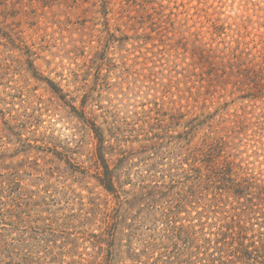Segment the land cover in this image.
<instances>
[{
    "label": "rangeland",
    "instance_id": "obj_1",
    "mask_svg": "<svg viewBox=\"0 0 264 264\" xmlns=\"http://www.w3.org/2000/svg\"><path fill=\"white\" fill-rule=\"evenodd\" d=\"M12 4L8 22L25 42L18 46L0 38V185L6 182L0 194L7 191L2 199L7 211H0V257L25 261L31 244L74 242L72 258L80 260L82 252L95 249L83 232L101 231L99 214L113 205L99 179L97 130L111 145L107 158L124 150L138 156L133 147L139 143L128 141L131 130L142 132L146 116H156L151 111L170 98L165 92L177 68L198 58L207 41L240 38L238 52L248 43L253 54L264 46V0ZM214 25L225 32L212 34ZM225 76L226 83L215 86L216 105L210 110L223 107L219 113L227 117L262 115L264 121L259 86L238 68ZM23 122L25 129L16 127ZM263 132L257 138L264 141ZM256 150L252 160L264 169V146ZM65 222L76 226L59 232ZM53 228L59 230L55 236L49 234ZM41 232L45 241L37 238Z\"/></svg>",
    "mask_w": 264,
    "mask_h": 264
},
{
    "label": "trees",
    "instance_id": "obj_2",
    "mask_svg": "<svg viewBox=\"0 0 264 264\" xmlns=\"http://www.w3.org/2000/svg\"><path fill=\"white\" fill-rule=\"evenodd\" d=\"M16 1L0 0V38L22 46L25 41L8 22ZM219 32L223 27L214 25L212 34ZM239 40L214 37L198 58L177 68L165 92L170 98L156 102L150 110L156 116H146L142 132L131 130L128 141L139 143L133 147L138 156L124 150L114 160L107 158L111 145L97 130L99 179L113 195V205L99 214L101 231L83 232L93 253L82 252L74 260V242H39L31 244L25 261L0 257V264H264V169L252 160L258 145L264 146L257 138L264 130L262 115L227 117L219 113L223 107L210 110L216 105L215 86H223L225 75L236 68L264 93V46L253 54L247 43L238 52ZM116 139L122 145L124 139ZM6 192L0 194L3 213ZM72 223L49 234L65 233L76 226ZM40 235L45 233L37 236L45 241Z\"/></svg>",
    "mask_w": 264,
    "mask_h": 264
}]
</instances>
